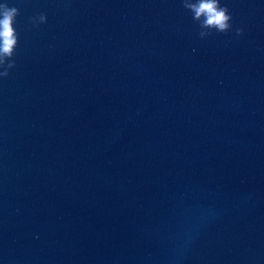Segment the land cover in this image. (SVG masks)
<instances>
[{
    "label": "clouds",
    "instance_id": "1",
    "mask_svg": "<svg viewBox=\"0 0 264 264\" xmlns=\"http://www.w3.org/2000/svg\"><path fill=\"white\" fill-rule=\"evenodd\" d=\"M182 5L192 14V19L198 22L199 36L205 38L217 33H226L233 29L232 15L226 4L221 0H182ZM20 15V9L9 6L8 0L0 3V78H6L16 66V49L19 34L16 27V18ZM47 22L45 13H38L29 18V23L34 27ZM244 32L242 27L235 28L237 36Z\"/></svg>",
    "mask_w": 264,
    "mask_h": 264
}]
</instances>
